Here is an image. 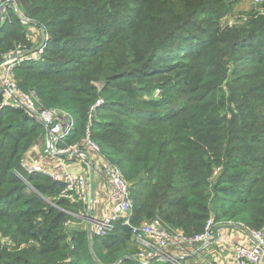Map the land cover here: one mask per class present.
<instances>
[{"label":"trees","instance_id":"trees-1","mask_svg":"<svg viewBox=\"0 0 264 264\" xmlns=\"http://www.w3.org/2000/svg\"><path fill=\"white\" fill-rule=\"evenodd\" d=\"M14 1L49 35L16 65L17 86L73 119L66 146L89 133L121 169L131 224L193 235L212 216L264 229V1L227 26L240 0ZM19 16H3L0 63L24 41ZM46 133L25 107L0 108V235L17 243L0 244V264H141L129 226L90 248L86 226H66L78 210L57 199L63 183L24 170Z\"/></svg>","mask_w":264,"mask_h":264},{"label":"built area","instance_id":"built-area-1","mask_svg":"<svg viewBox=\"0 0 264 264\" xmlns=\"http://www.w3.org/2000/svg\"><path fill=\"white\" fill-rule=\"evenodd\" d=\"M263 1L254 0L253 2L255 5H259ZM15 5L14 0H0L1 21L4 14L7 13L8 7H13L19 15L21 14L14 7ZM244 19L242 17L237 22H241ZM237 22L230 20L227 24L234 25ZM42 51L43 45L39 48V51H29L26 44H15L14 48L5 54L3 61L0 63V86L2 87L4 82L6 87L3 89H6L5 93L8 97H12L14 101L20 100V104L24 105L27 108L26 110H29V113L34 116L39 115L37 118L47 121L50 144L46 142V153L57 157L62 154L82 157L84 155L83 152H86L88 149L99 152V146L91 141L89 133H87L86 138L83 140L82 146L72 145L64 149H57L55 144L61 138H65L71 131L73 119L57 110H41L40 112L39 108V110L36 107L34 109L28 97L18 95L23 91L19 89L14 78L16 65L28 59H36ZM4 105L13 106L1 99L0 108ZM34 112H39V114H35ZM24 166L30 173L42 171L44 175L52 177L55 181L62 182L64 191L60 195L63 198L76 199L78 202L87 204L88 185L87 178L83 173L73 172L66 167H61V171L58 172L43 169V167L37 164L30 168L25 164ZM105 166V175L110 187L111 206L109 211L103 216L88 219L91 224L92 236L105 237L114 230L118 222H122L130 227L131 238L137 247L134 257L141 264H188L187 258L191 256L198 258L196 260L198 264L208 262L204 254L210 251L209 240L213 237V229L216 226L212 216L208 217L203 229L193 235H185L182 232L173 231L158 218L135 225L131 224L133 200L130 194V185L117 166L110 163L105 164ZM70 224V221L66 222V225ZM247 235L249 236L247 244L233 245V264H264V229L249 230Z\"/></svg>","mask_w":264,"mask_h":264},{"label":"crops","instance_id":"crops-1","mask_svg":"<svg viewBox=\"0 0 264 264\" xmlns=\"http://www.w3.org/2000/svg\"><path fill=\"white\" fill-rule=\"evenodd\" d=\"M242 1L244 2V5L242 7H238L237 9L249 10L255 8V6L253 5L254 2L250 3L252 2L250 0ZM45 139L46 138L42 140L44 141ZM37 148L38 146L33 147L25 154V156L36 153ZM85 153H87L88 155L84 154L82 157H69L68 155H65V160L67 161L64 162V164L68 166L67 169L76 173H83L87 178V204L78 202L76 199V201H70V203L75 206L74 210H78L77 217L80 218V223L82 225H85L86 223V220L84 218L89 219V216L90 218L103 216L109 211L111 206L110 187L108 179L105 175V164H107L108 162L105 160L101 152L96 153L91 149H88ZM36 155L37 154L33 156ZM44 157L39 155V159L30 158V161L37 164H40L41 162L47 163L48 159ZM70 159H74L75 162L69 161ZM61 164L62 163H60L59 165ZM85 226L88 227V222ZM248 241L249 236L243 231V229H240V227H230L222 229L218 233L217 240L212 242L211 250L209 247V252L213 255L208 256V260L211 262H215L216 264H233V245H244L247 244Z\"/></svg>","mask_w":264,"mask_h":264},{"label":"rangeland","instance_id":"rangeland-1","mask_svg":"<svg viewBox=\"0 0 264 264\" xmlns=\"http://www.w3.org/2000/svg\"><path fill=\"white\" fill-rule=\"evenodd\" d=\"M250 1H252V2H250V3H253V1L254 0H250ZM16 3V2H15ZM244 5V2L242 1V0H240V1H238V2H236L230 9H229V11H228V13L225 15V17L223 18V20H222V26H227L228 24H227V22L228 21H230V20H233V21H238V19H240V18H242V17H244L243 15H246V13L248 14V12L251 10V9H249V10H245V9H237L238 7H242ZM254 6H256L257 7V5H255V4H253ZM17 10L18 9H20V12L21 11H23V9H22V7L20 6V7H18V5H17V3H16V5L14 6ZM19 11V10H18ZM7 14V13H6ZM241 16V17H240ZM20 19H21V22H22V25L24 26V28L26 29V36H25V38H24V41L22 42V41H19V43H17V44H20V43H24V44H26L27 45V49L29 50V51H39V48L43 45L44 46V44H45V42L48 40V33L47 32H44L42 29H39L37 26H36V24H35V22L34 21H32V20H30L29 18H27L25 15H23V13L21 12V14H20ZM45 38H47V39H45ZM14 48V47H13ZM14 78H15V76H14ZM2 83V82H1ZM4 87H6V84L3 82V86L1 87L0 86V93H2L3 94V96H2V98L1 99H3V101H5V102H7V104H11V105H13L14 107H18V106H22V107H25L24 105H22V104H20V100L19 101H14V99L12 98V97H8L7 95H6V93H5V90L6 89H3ZM22 91V90H21ZM155 94H159V90H156L155 92H154ZM19 96H21V97H24V96H26V97H28L29 99H30V101H31V103L33 104V107H34V109H38V106H37V104H36V101L38 102V99H37V97H35V95H34V91H23L22 93H20V94H18ZM32 95V96H31ZM173 105H176V104H173ZM36 107V108H35ZM26 108V107H25ZM27 109V108H26ZM39 110V109H38ZM49 110H53V111H56V109H49ZM29 111V110H28ZM40 112H41V110H39ZM33 113V112H32ZM35 114H39V112H34ZM67 137V136H66ZM65 137V138H66ZM65 138H61V140H59V141H57V143L55 144V147L57 148V149H64V148H67L68 146H66V144H65ZM47 139V138H46ZM46 139L43 141V142H39L38 143V148H37V150H36V153H33V154H29V155H26L23 159H22V166H23V168H24V170H26L27 171V169H26V167L24 166V164L27 166V167H33V166H35L37 163H32L31 161H30V158H32V159H39V155L40 156H42V157H44V158H47L48 159V161H47V163H40V164H37V165H40L41 167H43V169H47V170H53V171H58V172H60L61 171V167H66V168H68V166L66 165V164H64V162L65 161H67V160H65L66 158V156H65V154H62V155H60V156H55V155H50V154H48V153H46L45 152V147H46ZM66 146V147H65ZM101 151H100V148H99V152H96V153H100ZM35 154H37L36 156H33V155H35ZM63 156V157H62ZM73 156H75V155H69V157H73ZM41 159V158H40ZM69 161H73V162H75V160L74 159H70ZM24 163V164H23ZM60 163H62L61 165H59ZM43 164H45V165H43ZM114 166H116V165H114ZM119 168V167H118ZM42 169V168H41ZM120 169V168H119ZM121 170V169H120ZM28 172V171H27ZM35 172H38V174H41L42 173V171H35ZM122 172V171H121ZM28 173H30V172H28ZM32 173V172H31ZM43 174V173H42ZM123 174V173H122ZM123 176H124V174H123ZM50 177V176H49ZM125 177V176H124ZM53 181H55L52 177H50ZM126 179V178H125ZM55 182H59V181H55ZM62 183V182H61ZM130 185V184H129ZM59 189V193H58V195L56 196L57 197V199H59V198H63L61 195H60V193L62 192V191H64V185H63V187H59L58 188ZM63 199H67L68 201H76L75 199H71V198H63ZM70 206H71V208H72V203H70ZM85 220H86V223H85V225H87V222H89V220L87 219V218H84ZM70 221H73V223H71V225H73V227H81V223H80V218H76V215L74 216H72L71 215V217H70ZM81 222H82V220H81ZM145 222H148V220H145ZM141 223V222H140ZM227 224H230V223H227ZM71 225H66L67 226V228L70 230L72 227H71ZM85 225H82V226H85ZM232 225H234V224H232ZM234 226H237V227H240V229L241 228H243V230L245 231V233L247 234L248 232H249V230H256V229H247V228H244V227H242V226H240V225H234ZM171 229V228H170ZM69 230H67L66 228H65V231H69ZM171 230H173V229H171ZM174 231V230H173ZM86 232H87V226H86ZM178 232H183V231H178ZM0 244L2 245V244H6L7 246H14L15 247V245L17 244V243H13L11 240H10V238L7 236V237H5V236H1L0 235ZM21 243V242H20ZM19 243V244H20ZM19 244H18V246H19ZM24 244H26V243H21V245L20 246H23ZM134 245H135V243H134ZM210 250H211V246H212V243H210ZM13 247V248H14ZM135 247H136V245H135ZM137 248V247H136ZM10 250V249H9ZM15 250H10L9 252L11 253V255H13V252H14ZM205 253H207V254H204V257H206V259L208 260V256H210V255H213V254H211L210 252H205ZM198 258H196V257H193V256H191V257H188L187 258V262H188V264H198L197 263V260ZM199 259H202V258H199ZM123 260V259H122ZM121 261V260H120ZM119 261V262H120ZM118 262V263H119ZM154 264H163V263H154ZM203 264H216L215 262H211V261H209L208 260V262H206V263H203Z\"/></svg>","mask_w":264,"mask_h":264},{"label":"water","instance_id":"water-1","mask_svg":"<svg viewBox=\"0 0 264 264\" xmlns=\"http://www.w3.org/2000/svg\"><path fill=\"white\" fill-rule=\"evenodd\" d=\"M1 23H2V21L0 20V24ZM36 117H39V115H36ZM40 122L47 128V133H46L45 138H47V143L50 144V136H49V132H48L49 129H48L47 121L45 119H41ZM83 154L88 155L85 152H83ZM88 218L90 219V216ZM230 227H237V226H234L232 224L216 225L213 229V237L209 240V242L212 243L213 241L217 240L218 233L220 230L230 228ZM241 229H243V228H241ZM87 237L89 240V246H90V248H92L91 224L89 222H88V227H87ZM69 256H71V252L69 253Z\"/></svg>","mask_w":264,"mask_h":264}]
</instances>
